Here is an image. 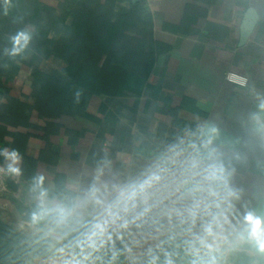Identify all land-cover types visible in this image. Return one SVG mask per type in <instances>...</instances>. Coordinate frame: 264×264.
<instances>
[{
    "label": "crops",
    "instance_id": "obj_1",
    "mask_svg": "<svg viewBox=\"0 0 264 264\" xmlns=\"http://www.w3.org/2000/svg\"><path fill=\"white\" fill-rule=\"evenodd\" d=\"M40 2L66 23L86 22L108 37L127 39L111 58L110 66L121 69L111 81L116 89L93 93L87 101L81 86L68 84V58L33 52L1 57L0 151L15 149L22 157V176L5 172L0 181V205L9 211V220L0 222L15 234L24 257L16 264H60L56 249L72 238L57 243L49 221L32 224L38 203L30 194L35 175L45 176L50 198L75 200L93 183L122 184L155 165L178 175L195 153L193 145L202 150L208 139L239 192L227 213L230 226L243 227L247 211L264 217V110L259 107L264 102V0ZM249 10L256 22L241 43ZM34 30L32 24L25 27L28 33ZM228 73L247 78V85L227 82ZM174 145L178 156L170 151ZM6 165L0 155V168ZM170 206L165 199L163 207ZM155 219L130 216L129 227L120 230L122 239L113 235L121 253L116 264H143L147 248L158 242L152 239ZM162 223L167 230V218ZM230 226L226 234L232 233ZM172 231H181L175 219ZM165 248L178 258L184 252L175 245ZM110 257L109 252L104 259ZM221 259L222 264H264L254 244L237 243L233 235Z\"/></svg>",
    "mask_w": 264,
    "mask_h": 264
},
{
    "label": "clouds",
    "instance_id": "obj_2",
    "mask_svg": "<svg viewBox=\"0 0 264 264\" xmlns=\"http://www.w3.org/2000/svg\"><path fill=\"white\" fill-rule=\"evenodd\" d=\"M29 40L27 33H18L13 38L10 54H19ZM259 107L264 110V102ZM211 143V139L203 142L202 150L193 145L195 153L177 169L178 175L155 165L122 184L98 187L93 183L75 200L50 198L45 176L35 175L30 194L38 203L31 213V222L36 225L49 221L52 225L49 233H58L57 243L72 237L56 249L61 256L60 264H97V261L116 264L121 253L115 247L113 235L122 239L120 230L129 227L130 216L134 221L152 215L158 217L154 221L156 235L152 237L158 242L147 248L143 264H222V249L229 243L230 235L237 243L254 244L256 250L264 254V217L247 211L243 227L229 224L227 213L234 207V201L239 200V192L232 187L231 172L217 151L210 147ZM177 147L172 146L170 151L178 156ZM0 155L7 161L6 168H0V172L22 176V157L17 150L5 149ZM98 171L103 174L102 169ZM165 199L171 201L170 207H163ZM185 201L190 202L177 207ZM163 218H167V230ZM174 219L181 226L180 232L172 231ZM226 225L232 227L231 234H226ZM161 236L166 238L160 239ZM166 245L183 247L188 259L178 258L175 251L166 250ZM109 252L110 259H104Z\"/></svg>",
    "mask_w": 264,
    "mask_h": 264
},
{
    "label": "trees",
    "instance_id": "obj_3",
    "mask_svg": "<svg viewBox=\"0 0 264 264\" xmlns=\"http://www.w3.org/2000/svg\"><path fill=\"white\" fill-rule=\"evenodd\" d=\"M28 24L35 26L32 33L25 31ZM0 31V60L11 55L13 38L25 32L30 36L29 43L14 57L33 52L43 58L52 55L68 58L69 66L65 70L68 84L81 86L86 91V101L93 93H111L116 89L111 81L120 76L121 69L111 67L110 63L113 55L121 52L122 45H125L122 40L126 37H108L104 30L94 29L78 20L66 23L62 21V14L40 0H0ZM51 33L54 38L49 37ZM17 241L15 234L0 222V264L22 263L23 252Z\"/></svg>",
    "mask_w": 264,
    "mask_h": 264
},
{
    "label": "water",
    "instance_id": "obj_4",
    "mask_svg": "<svg viewBox=\"0 0 264 264\" xmlns=\"http://www.w3.org/2000/svg\"><path fill=\"white\" fill-rule=\"evenodd\" d=\"M141 1H143V0H132L133 3H138ZM255 22H256V14H255L254 10H249V12L247 14V18H246L244 25H243L241 43L246 41L248 35L250 34V31L253 29V27L255 25Z\"/></svg>",
    "mask_w": 264,
    "mask_h": 264
},
{
    "label": "built area",
    "instance_id": "obj_5",
    "mask_svg": "<svg viewBox=\"0 0 264 264\" xmlns=\"http://www.w3.org/2000/svg\"><path fill=\"white\" fill-rule=\"evenodd\" d=\"M226 81L231 84H235L237 86H242V87L246 86L248 83L247 78L234 74V73H228L226 75ZM4 175H5V172H0V181L4 180Z\"/></svg>",
    "mask_w": 264,
    "mask_h": 264
},
{
    "label": "rangeland",
    "instance_id": "obj_6",
    "mask_svg": "<svg viewBox=\"0 0 264 264\" xmlns=\"http://www.w3.org/2000/svg\"><path fill=\"white\" fill-rule=\"evenodd\" d=\"M1 194H5V193H1ZM8 217H9V211H8L7 206L5 207V206L0 205V220H2V219L5 221L9 220ZM6 228L8 229V226Z\"/></svg>",
    "mask_w": 264,
    "mask_h": 264
}]
</instances>
